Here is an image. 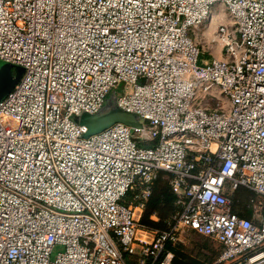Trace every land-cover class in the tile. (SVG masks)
<instances>
[{
    "label": "built area",
    "instance_id": "built-area-1",
    "mask_svg": "<svg viewBox=\"0 0 264 264\" xmlns=\"http://www.w3.org/2000/svg\"><path fill=\"white\" fill-rule=\"evenodd\" d=\"M0 60L25 68L0 101V264H172L191 234L217 264H264V0H0ZM110 99L143 127L86 137L75 118ZM160 173L175 213L156 229Z\"/></svg>",
    "mask_w": 264,
    "mask_h": 264
},
{
    "label": "rangeland",
    "instance_id": "rangeland-1",
    "mask_svg": "<svg viewBox=\"0 0 264 264\" xmlns=\"http://www.w3.org/2000/svg\"><path fill=\"white\" fill-rule=\"evenodd\" d=\"M223 15L225 19L228 20V15L225 13H223ZM212 24L214 30L216 23L213 22ZM210 26L211 24H208L200 32V34L205 35V37L199 39L200 47L206 53L213 52L216 57H220L222 48L211 43L213 31L210 35L211 37L209 36L210 30L207 33L205 32ZM24 74V67L0 60V101H4L8 97L9 93L15 88L16 84L20 82ZM127 90L129 91L125 84H121L117 91V95L124 94ZM110 98H112V96H110ZM169 212L170 208H168V211L161 212V214H164L166 217L169 215ZM154 228L161 229V226ZM177 249L180 257V264H217V260L223 251L222 246L218 242L196 234L188 235L185 241L177 246ZM63 251V246H57L54 250L52 259H55L56 256Z\"/></svg>",
    "mask_w": 264,
    "mask_h": 264
},
{
    "label": "trees",
    "instance_id": "trees-1",
    "mask_svg": "<svg viewBox=\"0 0 264 264\" xmlns=\"http://www.w3.org/2000/svg\"><path fill=\"white\" fill-rule=\"evenodd\" d=\"M141 146L151 147L153 146V143H143L141 144ZM175 198H176L175 194L172 192L169 184L166 183L165 181L164 173H160L153 188L152 196L147 203L146 210L142 219V223L153 227L161 226V229L164 228L165 227L164 222L168 220L170 217H172L175 213V207H174ZM262 200H263L262 197L256 195L255 193L245 188H241L237 193L234 211L239 216L251 219L255 224H257L258 223L257 216L261 208ZM168 208H170V212L169 215L165 217L164 214H161V212L168 211ZM154 215L158 217L159 223L152 220V217ZM178 245H175L173 247L170 246L169 248L174 252L175 262L173 259L172 264H180L179 263L180 257L177 251Z\"/></svg>",
    "mask_w": 264,
    "mask_h": 264
},
{
    "label": "water",
    "instance_id": "water-1",
    "mask_svg": "<svg viewBox=\"0 0 264 264\" xmlns=\"http://www.w3.org/2000/svg\"><path fill=\"white\" fill-rule=\"evenodd\" d=\"M75 122L86 127V137L99 134L117 123H122L138 130L143 127L140 118L133 113L118 108L114 100H108L104 108L97 114L83 113L75 118Z\"/></svg>",
    "mask_w": 264,
    "mask_h": 264
},
{
    "label": "crops",
    "instance_id": "crops-1",
    "mask_svg": "<svg viewBox=\"0 0 264 264\" xmlns=\"http://www.w3.org/2000/svg\"><path fill=\"white\" fill-rule=\"evenodd\" d=\"M213 24H211V26L208 28V30L207 31H205L206 33L210 30V33H209V36L211 35V33H212V31H213ZM215 29V28H214ZM213 34V33H212ZM212 36V35H211ZM210 36V37H211ZM209 37V38H210ZM212 59V56H210L209 55V53H206L205 51H203L202 50V61L204 62V63H206V62H209L210 60Z\"/></svg>",
    "mask_w": 264,
    "mask_h": 264
}]
</instances>
